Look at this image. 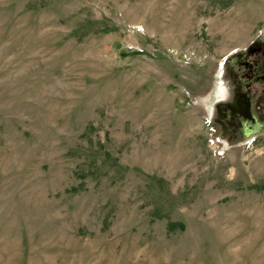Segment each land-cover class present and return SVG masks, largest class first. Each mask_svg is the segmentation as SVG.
Wrapping results in <instances>:
<instances>
[{
	"label": "rangeland",
	"instance_id": "rangeland-1",
	"mask_svg": "<svg viewBox=\"0 0 264 264\" xmlns=\"http://www.w3.org/2000/svg\"><path fill=\"white\" fill-rule=\"evenodd\" d=\"M264 0H0V264H264Z\"/></svg>",
	"mask_w": 264,
	"mask_h": 264
},
{
	"label": "flooded vegetation",
	"instance_id": "flooded-vegetation-1",
	"mask_svg": "<svg viewBox=\"0 0 264 264\" xmlns=\"http://www.w3.org/2000/svg\"><path fill=\"white\" fill-rule=\"evenodd\" d=\"M233 111L241 117L239 127L243 136H253L257 134L264 126L258 124L257 118L250 117L249 109L245 102L241 101L240 104L233 108Z\"/></svg>",
	"mask_w": 264,
	"mask_h": 264
}]
</instances>
